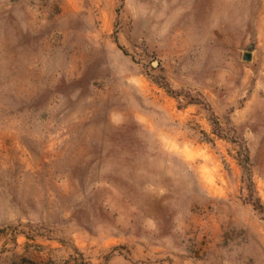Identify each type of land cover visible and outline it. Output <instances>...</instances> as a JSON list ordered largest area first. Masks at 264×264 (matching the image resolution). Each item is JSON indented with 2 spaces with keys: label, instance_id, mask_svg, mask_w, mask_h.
I'll list each match as a JSON object with an SVG mask.
<instances>
[{
  "label": "rangeland",
  "instance_id": "rangeland-1",
  "mask_svg": "<svg viewBox=\"0 0 264 264\" xmlns=\"http://www.w3.org/2000/svg\"><path fill=\"white\" fill-rule=\"evenodd\" d=\"M0 264H264V0H0Z\"/></svg>",
  "mask_w": 264,
  "mask_h": 264
}]
</instances>
